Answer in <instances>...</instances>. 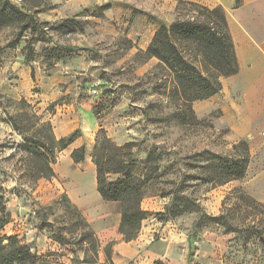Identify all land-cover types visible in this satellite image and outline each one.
Here are the masks:
<instances>
[{
    "label": "rangeland",
    "instance_id": "1",
    "mask_svg": "<svg viewBox=\"0 0 264 264\" xmlns=\"http://www.w3.org/2000/svg\"><path fill=\"white\" fill-rule=\"evenodd\" d=\"M10 1L32 19L28 28L0 25V194L10 213L0 235L26 244L36 264H264L259 237H249L246 225H229L255 223L264 236V211L242 198L264 204V126L248 135L229 126L219 92L192 101V113L181 116V100L168 91L171 74L144 53L161 23L188 17L189 7L179 0ZM206 1L210 5L193 2L209 8L218 2ZM6 98L29 103L31 121L37 118L28 131L34 139L43 140L38 132L49 123L47 133L57 140L60 129L81 125L91 112L97 128L82 163L95 168L102 131L113 152L145 179L140 207L150 212L144 219L163 222L160 230L142 247L120 248L135 240L144 219L137 235L125 240L120 201L104 200L89 176L86 194L71 198L75 181L55 174L66 163L64 148L54 152L52 177L33 178L36 152L17 147L24 134L5 120L14 113ZM74 130L81 135L77 126L64 136ZM240 140L249 152L244 175L213 186L205 180L217 162L212 155L232 154ZM176 208L181 212L173 216ZM221 214L227 224L200 222ZM167 252L173 260L145 259Z\"/></svg>",
    "mask_w": 264,
    "mask_h": 264
},
{
    "label": "trees",
    "instance_id": "2",
    "mask_svg": "<svg viewBox=\"0 0 264 264\" xmlns=\"http://www.w3.org/2000/svg\"><path fill=\"white\" fill-rule=\"evenodd\" d=\"M241 3L242 0H234V6H239ZM178 4L188 6L190 15L178 17L170 23L162 22L144 53L149 57H156L159 65L164 66L171 74L168 91L181 100L180 110H183L181 113L183 116L187 112L192 113V101L205 99L219 92L222 87L220 77L235 74L238 71V63L226 14L221 5L209 8L193 1L183 0H179ZM31 19L32 17H28L10 0H0V25L16 23L20 27L28 28ZM6 101L14 104V113L9 114L5 120L24 134L23 143H19L17 147L24 149L23 151L36 152L32 177H52L54 173L50 163L53 161L54 152L67 147L78 136L77 130L56 140L47 133L50 124L44 123L42 128L46 132H38L43 136V140L39 139L40 137L34 139L33 136L28 135V131L34 123H37V118L31 121L32 116L27 112L29 103L24 99L16 102L6 98ZM112 144L101 131L97 136L93 152L97 190L104 200L120 201L119 232L125 240H130L137 235L141 220L150 214L148 210L140 207L145 179L133 173L120 154L113 152L115 147ZM233 148L234 152L230 155H212L217 162L208 166L205 180L213 186L244 175L249 162L247 143L245 140H240L233 145ZM71 157L74 162L83 161L84 145L75 148L71 152ZM111 174H115V177L110 178ZM242 198L251 207H259L264 211L263 203L246 194L242 195ZM183 206L189 208L186 203ZM180 212L178 208L171 211L173 216ZM9 216L3 195L0 194V230L8 222ZM225 217L223 214L205 215L200 217V222L224 225L227 224ZM233 224L246 225V229L250 232L249 237L255 234L254 236H258L264 244L263 229L258 224L246 223L244 220L229 223V225ZM0 264H36V255L16 236L0 235Z\"/></svg>",
    "mask_w": 264,
    "mask_h": 264
},
{
    "label": "crops",
    "instance_id": "3",
    "mask_svg": "<svg viewBox=\"0 0 264 264\" xmlns=\"http://www.w3.org/2000/svg\"><path fill=\"white\" fill-rule=\"evenodd\" d=\"M192 1L210 5L209 1L207 3L206 0ZM217 3L223 5L238 63V71L235 74L221 78L222 88L217 93L219 95L218 100L223 101V116L227 124L235 127L241 134L248 135L251 131L264 126V0H242L239 6H234V0H218L212 5L216 6ZM81 123L79 125L76 122L72 124L70 129L58 131V136L62 137L77 126L82 128L81 135L64 148L63 157L66 158V163L55 168L57 177L75 181L77 193L69 192L73 199L79 194H86L84 179L87 176L91 177L92 188L95 190L96 184L97 190L96 166L94 168V166L82 163V161L74 162L72 157L71 161L69 159L71 152L75 148L85 145L88 135L97 128L96 119L91 112L85 111ZM71 163L73 164L72 167L69 165ZM161 225L163 222L144 219L142 228L135 240H132L131 243L123 242L119 247L125 249H131V246L142 247V244L148 241L156 230H160ZM156 258L166 261L167 259L173 260L168 252L156 256H147L145 259L153 260Z\"/></svg>",
    "mask_w": 264,
    "mask_h": 264
},
{
    "label": "built area",
    "instance_id": "4",
    "mask_svg": "<svg viewBox=\"0 0 264 264\" xmlns=\"http://www.w3.org/2000/svg\"><path fill=\"white\" fill-rule=\"evenodd\" d=\"M93 92H96V89L95 88L93 89Z\"/></svg>",
    "mask_w": 264,
    "mask_h": 264
}]
</instances>
